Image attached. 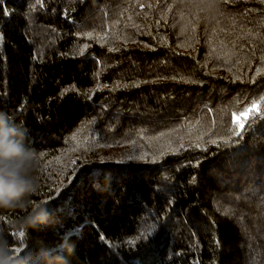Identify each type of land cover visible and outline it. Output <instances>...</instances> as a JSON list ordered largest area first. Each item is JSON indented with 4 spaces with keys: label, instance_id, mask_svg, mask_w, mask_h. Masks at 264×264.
Returning a JSON list of instances; mask_svg holds the SVG:
<instances>
[{
    "label": "trees",
    "instance_id": "obj_1",
    "mask_svg": "<svg viewBox=\"0 0 264 264\" xmlns=\"http://www.w3.org/2000/svg\"><path fill=\"white\" fill-rule=\"evenodd\" d=\"M0 38L49 212L0 209L21 264H264V115L211 143L264 97L260 0H0Z\"/></svg>",
    "mask_w": 264,
    "mask_h": 264
},
{
    "label": "clouds",
    "instance_id": "obj_2",
    "mask_svg": "<svg viewBox=\"0 0 264 264\" xmlns=\"http://www.w3.org/2000/svg\"><path fill=\"white\" fill-rule=\"evenodd\" d=\"M27 138L26 128L0 112V209H20L27 213L18 221L19 232L49 220L44 202L34 203L31 200V196L40 188V157L28 146ZM14 247L0 231V264H21L13 254ZM54 259L63 258L56 256Z\"/></svg>",
    "mask_w": 264,
    "mask_h": 264
},
{
    "label": "snow or ice",
    "instance_id": "obj_3",
    "mask_svg": "<svg viewBox=\"0 0 264 264\" xmlns=\"http://www.w3.org/2000/svg\"><path fill=\"white\" fill-rule=\"evenodd\" d=\"M225 3H227V0H225ZM260 4L264 5V0H260ZM144 6L141 5V8H143ZM251 11V9H245V13ZM128 19H131V16L128 17ZM89 35H91V33H89ZM0 43H2V38H0ZM223 43V42H221ZM85 47H87V45H85ZM173 79H175V77H173ZM254 82V81H253ZM137 87L139 85H136ZM119 87V85L117 86ZM262 104H264V97H260L257 100H254L249 106L245 107L243 110H239V111H233L231 113V125L232 127L229 128L228 131V136L227 138L221 137L219 138V140H212L211 143L216 145L217 147H221L222 145L224 146H228L230 144H235V143H239V141H236L233 139V137H241L242 132L245 131L246 129V125H249V121H254L255 118L257 116H262L264 114H262ZM250 126V125H249ZM74 139V137H73ZM197 147H199V145H196ZM184 145L181 144L180 148H183ZM42 156L45 154H41ZM131 159V158H130ZM200 161H197L196 166H199ZM193 179H195V177H193ZM60 183L62 184L63 181H60ZM57 195L59 194V188L57 187L56 189ZM260 202H261V206H264V197L260 198ZM232 214L235 215V210H232ZM240 219H243V214H241ZM246 231V229H245ZM20 237H23L25 235V233L22 231L19 233ZM143 235V233H142ZM249 239H251L249 237ZM101 240H104L103 235L101 236ZM130 244H134L135 240H130L129 241ZM249 248H251V245H249ZM16 252H19V249H15ZM252 264H254V262H252Z\"/></svg>",
    "mask_w": 264,
    "mask_h": 264
}]
</instances>
